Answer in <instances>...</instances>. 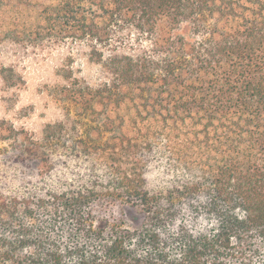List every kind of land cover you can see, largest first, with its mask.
Returning a JSON list of instances; mask_svg holds the SVG:
<instances>
[{
    "label": "trees",
    "instance_id": "trees-1",
    "mask_svg": "<svg viewBox=\"0 0 264 264\" xmlns=\"http://www.w3.org/2000/svg\"><path fill=\"white\" fill-rule=\"evenodd\" d=\"M4 40L94 73L0 127V264H264V0H0Z\"/></svg>",
    "mask_w": 264,
    "mask_h": 264
},
{
    "label": "rangeland",
    "instance_id": "rangeland-1",
    "mask_svg": "<svg viewBox=\"0 0 264 264\" xmlns=\"http://www.w3.org/2000/svg\"><path fill=\"white\" fill-rule=\"evenodd\" d=\"M28 4H55V0H24ZM73 52V53H72ZM71 45L55 42H0V127L24 129L40 138L46 124L60 120L63 109L55 97L65 85L62 75H92ZM74 54V58L72 55ZM6 143L0 142V150ZM126 219L134 225L131 215Z\"/></svg>",
    "mask_w": 264,
    "mask_h": 264
}]
</instances>
